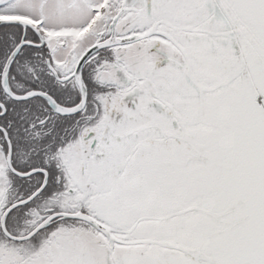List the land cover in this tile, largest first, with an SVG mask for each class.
Segmentation results:
<instances>
[{"label": "snow or ice", "instance_id": "obj_1", "mask_svg": "<svg viewBox=\"0 0 264 264\" xmlns=\"http://www.w3.org/2000/svg\"><path fill=\"white\" fill-rule=\"evenodd\" d=\"M0 264H264V0H0Z\"/></svg>", "mask_w": 264, "mask_h": 264}]
</instances>
